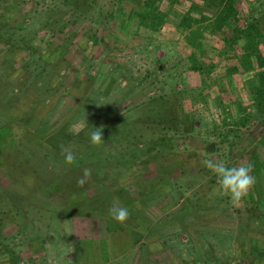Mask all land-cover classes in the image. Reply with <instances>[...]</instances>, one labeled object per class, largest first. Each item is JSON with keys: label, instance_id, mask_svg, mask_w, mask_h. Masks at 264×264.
<instances>
[{"label": "rangeland", "instance_id": "1", "mask_svg": "<svg viewBox=\"0 0 264 264\" xmlns=\"http://www.w3.org/2000/svg\"><path fill=\"white\" fill-rule=\"evenodd\" d=\"M80 1L82 15L64 0H0V264H264V0L237 6L262 34L249 62L221 32L205 33L203 55L187 45L175 26L192 0L162 28L133 20L119 42L118 0ZM111 124L131 140L90 142ZM207 159L251 163L254 185L239 202L213 194Z\"/></svg>", "mask_w": 264, "mask_h": 264}, {"label": "trees", "instance_id": "2", "mask_svg": "<svg viewBox=\"0 0 264 264\" xmlns=\"http://www.w3.org/2000/svg\"><path fill=\"white\" fill-rule=\"evenodd\" d=\"M163 1L167 2V5H163ZM180 1L182 2V0H118V6L112 9L110 17H112L113 20L120 19V27L122 29L120 28L121 32L117 29L116 34L113 36L115 37L114 40L118 41V35L125 32L129 27V23L133 20H137L140 25L146 24L153 28H162L167 23L169 12L174 9V5L177 3L181 4ZM242 1L243 0H192L190 6L186 8L185 13L175 27L178 31L184 34L187 45L196 50L200 55H203V41L207 39L205 33L209 32L215 34L216 32H221L224 35L222 42L226 48L224 50L225 53L235 50V47L240 43L239 41L242 40L244 41L243 48L247 61L253 56L257 59H262V52L257 46V40L262 37L258 25L250 23L248 27L244 29L243 26H241L242 24H240L242 18L240 17L237 6L242 3ZM79 2L81 3L80 0H64V3L70 7L72 11L82 15L81 8L78 5L80 4ZM124 5H130V10H127ZM210 5L212 7L216 5L217 9L215 11L212 10L209 8ZM164 6L165 9L163 10ZM205 11H214L215 17L208 18L210 21H207L205 16L206 19L200 18V15ZM1 13L2 9L0 8V14ZM196 15H199V18H195ZM18 24L21 25V27H17V29L21 30L23 25L25 26L27 22L24 23L19 20L16 21L15 26ZM6 33H9L8 30H6ZM229 33H231V35L230 37H227ZM96 40L97 37L95 36L94 41L96 42ZM67 51L66 44L64 46H55L52 50H48L46 53H41L39 55V62L42 63V66L54 65V59L60 54L65 55ZM197 58L195 53L190 56L189 60L191 65L189 66V69L192 72H198L200 75H204L208 69L205 65H202ZM259 65L260 67H264V64L262 63ZM260 98L261 100L257 105L259 108H262L264 107V90L261 92ZM185 117L190 118L189 122L193 123L190 113H186ZM244 124L245 121L242 125ZM43 127L41 128V131L44 130ZM100 127H102L104 137L114 139V137L117 138L116 135L119 133L120 135L123 134V141H126L127 139L131 140V135L125 134V129L123 130V127L118 128L117 131L112 129V124L110 126L100 125Z\"/></svg>", "mask_w": 264, "mask_h": 264}, {"label": "clouds", "instance_id": "3", "mask_svg": "<svg viewBox=\"0 0 264 264\" xmlns=\"http://www.w3.org/2000/svg\"><path fill=\"white\" fill-rule=\"evenodd\" d=\"M92 144L103 142L102 127H93L89 134ZM66 163H72L75 159L72 151L64 149ZM204 166L210 169L217 177L218 186L213 189V194L221 193L230 196L233 202H239L255 183V176L251 174L252 164L241 163L239 166H227L223 160L207 159ZM91 176L89 169H84L83 176L77 183L83 185ZM110 216L117 222H124L129 216V209L122 206L119 201H114L109 209Z\"/></svg>", "mask_w": 264, "mask_h": 264}, {"label": "crops", "instance_id": "4", "mask_svg": "<svg viewBox=\"0 0 264 264\" xmlns=\"http://www.w3.org/2000/svg\"><path fill=\"white\" fill-rule=\"evenodd\" d=\"M240 42V41H239Z\"/></svg>", "mask_w": 264, "mask_h": 264}]
</instances>
